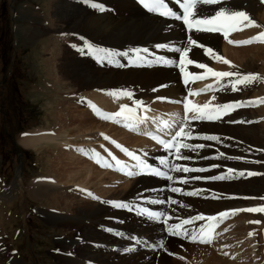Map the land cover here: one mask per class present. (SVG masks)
Here are the masks:
<instances>
[{"label":"bare ground","instance_id":"6f19581e","mask_svg":"<svg viewBox=\"0 0 264 264\" xmlns=\"http://www.w3.org/2000/svg\"><path fill=\"white\" fill-rule=\"evenodd\" d=\"M165 1L175 11H178L180 9L177 0H165ZM260 1L261 0H229L227 2H222L216 5L199 6V8L204 16L212 15L216 10H219L221 7L228 8L230 10L244 11L252 19L253 22H257L258 25H261L262 23H260V21L264 20V14L261 13L263 7L261 6ZM92 3H95L96 5H98V7H93ZM263 3L264 1H262V4ZM52 4L54 8V13H53V18L50 20L49 25L52 27V29H54L55 32L58 31L59 33L63 34V36L58 37L55 35L56 37L54 38V41H52V38H48L46 40V43L43 45V48L44 51H46V53H48L50 56L48 60L45 61L44 64L47 65L48 63L51 62L54 63L52 65V70H51V76H52L51 79L53 80V84L50 85L56 91L60 90L61 92V90H65L64 93L61 94V98L63 97L66 100L62 99L56 102L57 103L56 108L57 109L60 108L59 109L60 111L65 109L68 110L69 112H72L71 109L77 110L75 108H78L79 104L85 103L84 102L85 100H91V102L93 101L99 107L108 110L109 109L112 110L114 109V107H116L117 105L116 100L126 101L129 105H133L134 104L133 102L137 99L138 101L140 100V102L144 104L148 103L149 101L150 102L152 101L151 103L153 102L160 103L163 100L169 102L178 101L183 97L185 91L202 89L203 87L198 83L200 79H197L196 77L201 76L203 74H207V72L205 71V69L198 68L194 64L186 65L185 72L189 73L190 75L185 77L184 80L185 89L182 88L178 78L180 74L184 75V73L180 71V67L177 64V61L179 59V53L173 51V49L186 47L187 38L189 36H192L205 47L214 49L219 56H221L222 54L228 55L227 52H229L230 50L229 48H227V46L221 44L219 36L189 32L188 30L183 29L178 22L169 21L163 18L160 19V18H156L151 14L142 13L130 0H54ZM100 7H102L104 10L100 11L99 10ZM245 31L239 32L238 36L234 35L232 36V38L234 40L238 39L240 41H244L251 39L249 38V36H252V38H254L256 37V35H259L262 32L258 28V29L246 31V34H242V32ZM243 35H245V37H243ZM63 40L66 41L67 44H70L69 47H71V49L80 46L82 47V50L73 53L70 52L69 47H68L69 49L67 50L62 49L61 48L62 45L59 43L62 42ZM86 42L87 44L92 45V49H89L86 46ZM234 42H238V41H234ZM252 44H254V42ZM158 45H166L167 48L161 49L157 47ZM111 47H118V49L113 51L110 49ZM145 48L148 49L149 53L152 54L153 56H163L169 59L171 61V65L170 66L161 65V67H159L158 65L132 66L130 63V59H131L130 56L126 57L120 55L113 56L111 58V62H101L100 58L103 56V53L96 52L93 50V49H104L105 51L123 53V52H129L130 50H142ZM250 48L253 47L242 48L240 49V51L230 50L232 51L231 52L232 55L229 54V56L234 57L235 55L234 57L235 59L236 57H239L241 60H243V58L247 57L246 54L239 56L238 53L245 52ZM62 54H64L63 57ZM189 58L193 59L194 61H198L200 63L205 64L207 67L211 68L212 70L218 68L219 65V64L216 65V63L214 64L215 59L210 58L205 53L204 49L201 47L193 46L189 52ZM255 58L257 59V61L258 60L263 61L259 59V57H255ZM255 58L249 59L245 62L248 65L246 67L250 69V71L238 70L234 68L230 72H239L243 74L257 75V73L251 71L253 66V63L251 61H255ZM121 65H129V66L122 67ZM122 89L131 92L133 94L132 99H129L124 96H118V97H122L118 99L117 97L111 95V93L119 92V90ZM259 93L262 92L260 91ZM256 95L260 96V98L264 97V95H259V94ZM212 97L215 98L213 104L209 103L210 108L218 104L234 103V101L236 100L245 101V98L240 96L238 91H232L230 87H226L223 90H217L216 88V92L212 95ZM257 98L258 97H256V99ZM113 99L115 100L113 101ZM195 100L198 101V99ZM94 103L90 106V108L88 107L86 110L82 109L75 111L78 112L80 115H78L77 118L75 117L76 119L75 120L73 119L74 120L73 122H69V124L66 122L64 123V121L61 119L62 117L61 115V117H58L57 120L59 126L57 125L56 131L46 134V133H42L43 132L42 130V132H39V134L35 136L27 137L19 143L31 149H38V147L41 144L53 143L59 147L58 150L60 153L67 156L65 152L61 149L67 148L69 146L68 138L70 134L77 133L75 135H71L73 136V140H74V137L75 138L78 137L77 135L80 136L82 134V136H84L85 133L91 132L93 129H96L98 133L102 132L103 129L107 130L104 124H103L104 127L103 125L100 124L99 122L100 120L95 116V114L90 112V109H92V107H94L95 105ZM131 107H133L132 109H135V106H131ZM101 108H99L100 110L99 109L97 110L99 116L100 114L103 116V113H106L105 110ZM244 108L245 106L238 107L234 111H230L229 114L225 116L222 115L221 119L213 120L214 124H212L211 126L210 123L212 122V120H210L209 123L205 122V120L207 119L199 120L197 122L193 121L191 123L193 138L188 140L187 142L193 145L202 144L205 145V147L198 148L196 150V153H193L195 155L194 158H196L194 159V161H196L195 163H190L191 159L180 160L182 162H189V164L187 165L182 164L181 162H179V160H176L171 153L159 150L157 147L153 146L151 143H149L144 139L145 134L149 130L160 132L161 134H163L161 131L164 130V127L168 123V120L158 118L161 117V115L154 114L158 112H152L149 110V108L147 109V111L136 110L137 115L147 116L148 118L147 121L143 124L136 126V128H134L133 130H130L129 127H125V126L124 129L129 133L133 132V134H140L139 136L140 138L133 135L136 138H133L134 140L132 142H135V145H137V147L138 145L144 143L147 145V147L152 149V151H149L145 155V157L150 162L167 169L166 167L162 166L159 163L161 159H166L171 161L172 163H176L180 167H188L190 169L203 168L205 169V171L202 172L193 171L187 173L186 175L184 174L182 175L181 172H170L171 176L173 177L172 180L173 182L170 183V185L168 184L169 186L168 189L166 188V186H164V183L162 181L154 180L147 177H138V178L134 177L130 183L129 182L127 183L132 186L129 190L130 194L125 195L126 198H122L120 200H117L116 202H124L129 205L140 206L148 203L151 204V200L153 198L158 199L160 201H165V203H161V205L159 206H154V208L157 209L160 213H165L168 217H171V219H168L166 222L164 221L163 217L161 218L160 221H156L154 219L139 217L135 214L133 215L126 214L124 208L114 207L113 206L114 202L110 201V199H106L104 202H99L98 200L99 203H97L96 205L91 203L88 204L85 201L86 202L85 207H79L75 211V215H77L78 218L82 219L83 221L87 222V224L84 225L85 227L84 235L88 238L94 239L93 242H96V244L94 243L96 246L91 250L90 247L91 245H74L73 247L75 248V250H72L71 247L70 248L67 247L69 245H59L61 246L62 251H60L59 258L57 259H59L63 264H72V263L74 264H87V263L150 264L152 263L153 264V262L156 264H169L166 258V253L169 252V249L165 244H164L165 246L161 247L162 245L161 236L164 233V230H166L165 231L166 233L169 232L168 231L169 225L177 224L180 220L187 219L188 217L191 218L201 214L204 216H210V215L212 216L220 212H224V210H229V211L233 210L236 208V206L239 205V202L241 200L240 195L241 196L246 195L251 200L255 199V202L250 204L251 207H263L264 203L262 204L260 203V198L258 197V195H260V192L264 187V174L261 173V171L264 173V167L260 165L262 159H264V132L259 129L260 126L252 125L255 123V121L252 120L253 118L247 113V111ZM59 114L57 116H59ZM65 118H67V116H65ZM233 121H239V122H233ZM244 121L245 124L241 123ZM112 124H108V125H112ZM70 125H73L72 129H74L73 130L74 133H67L65 131H62V129L68 128V126ZM178 126L179 123L175 125V127ZM103 132L105 133V131ZM205 136H215L217 137V139L203 141V137ZM74 142L71 143L74 144ZM115 142L120 147L121 150L120 149L119 150L122 153L117 156H114L115 158L112 159L108 158L107 160H103L104 154H101V156L99 155L101 157V161H100L101 167L98 166L100 170L103 168L105 161H107L106 162L107 167H110L111 170H113L112 167L117 164L116 161H119L121 165L128 166L126 161L129 159L131 160L129 156L127 159L116 158L120 156L122 157V155L124 154L123 152L125 151L123 150V147H125V144L117 141ZM80 144L82 145L79 146L83 147V145H87L90 143L80 141ZM71 146L73 148L75 145L74 146L71 145ZM92 146L93 145H88L87 147L93 149L91 148ZM101 147L103 146L101 145ZM79 148L80 147H78V151ZM115 148L117 149L116 146ZM141 148L142 147H139V149ZM247 149H249V151L252 152L250 156H248L249 153ZM78 151L77 153L72 151L76 154H72L69 151L67 153L70 155L69 158L71 157L74 158L75 161H79L77 164L79 165L81 164L80 168H82V172H79V174H77L76 172L74 176L69 178L70 180L64 177L65 184L67 181L78 179V177H81L83 175L85 176L82 177V180L87 179L92 174V171L93 173H95L96 176H99L100 178V176L104 172L94 169V167L92 166L93 164L91 165L90 162L86 160V158L83 159L82 157L83 154L79 155L80 152L78 153ZM91 151L95 152L94 150ZM186 152L188 153L195 151L185 150L183 152L184 156H187ZM221 153H223V155H220ZM255 153H258L259 157H254ZM63 160L64 158L62 157L58 162L63 163L64 162ZM92 160L94 161V159ZM243 160H246V162H244ZM237 161H241V163H238ZM251 161L256 163L255 166L256 168L250 165ZM62 168L66 169V164L62 165ZM228 169H233L234 173L229 174L227 172ZM242 169L245 170L249 169L258 173L257 175L252 177L253 180H249V178L248 179L245 178L249 183V186L247 187L243 186V184L245 183L244 181L243 182L239 181L235 183V180H233L239 178L238 177L239 175H237L238 170H242ZM113 174L117 175L116 172H114V170H113ZM225 174L230 175V178L220 181H216L215 179H210V177L222 176ZM260 174H262V177L260 176ZM207 177H209L207 179V182H199L200 180H198L197 183L192 182L197 178L203 179ZM181 179H185L187 182L184 184H180L179 180ZM57 180L60 181L58 178ZM84 181L78 182L77 185L83 184L84 186L85 185ZM174 181H178V182L175 183ZM172 187H177L181 189L182 191L180 194H183L182 192L189 193V192L199 191L201 193L200 195H203L206 198H202V196L199 195L190 196L185 194L182 198H180L179 196H177L179 195L178 194L179 192L171 191ZM52 189H54L52 185L45 184L43 183V181L41 183L34 182L31 185L29 192L30 195L35 198L39 196L46 197V195L48 196L51 193L56 194V192L53 191ZM144 190L147 191L146 196L140 195L139 193ZM87 197L94 200L96 199V197L90 193L88 194ZM212 197H223V198L214 199ZM128 198H130L129 201H127ZM170 200H175L177 201V203L176 204L168 203L167 201ZM51 201L54 204L53 206L56 210L57 208L59 209L58 205H65L67 207L72 206L71 205L72 202L67 201V199L64 196H60V195L59 197L56 196L52 198ZM61 210L63 209L61 208ZM44 216L47 219H49V221H51V218L56 219L53 220L55 223L63 222L66 223V225L67 224L69 225V223H67L66 221L74 225H77L78 223V220L76 221L73 220L74 217H71L70 220H67L65 218L50 217L48 215H44ZM256 218L263 219L262 213L261 212L257 213ZM64 219L65 222L63 221ZM99 220L102 221L103 223L112 222L113 224L116 222L118 223V221H120L121 226L120 225H113V227L111 226L112 229L119 230V231L115 230V234L116 232H119L118 236L120 237L114 235L116 238H118V239L116 238L112 239L114 242H112L108 236H106V238H104L102 242L97 241L100 238L99 237L97 239L98 233L96 231L98 230L94 228L95 230L94 231L92 224H95L97 226L98 223L100 222L97 223L95 222ZM208 223H212V222L207 221L206 224ZM104 224L108 225V223H104ZM196 224H197L196 226L198 227L200 225V222L198 221L196 222ZM107 225H104L106 226V229L108 228V231L113 233L111 231L110 226L107 227ZM194 225H189V229H192L193 227L191 228L190 226H194ZM234 225H235L234 227L235 230L236 227L238 228L239 231H243V228L249 229L247 223L246 224L239 223V225H237L236 223ZM226 226L227 225H222V228L219 229L218 231H225ZM255 227H257V225ZM123 231H128V232H123ZM227 232L228 229H226V233ZM226 233L220 236L219 238L220 241L224 236H226ZM177 236L185 237L183 233ZM214 238L217 237L215 236ZM227 238L229 239V240L227 239L228 243L234 244L232 243L233 239L229 238L228 236ZM167 240H169V238ZM145 241L148 244L158 246L159 247L158 250L155 253H153L152 251L139 252L141 249L144 248ZM189 241L191 243L193 242L191 239ZM244 241L245 242L241 245L243 246L248 245V248H246V250L249 251V253L246 254L250 255V257H252L255 262L251 264H258L259 262L257 259L252 237H248L247 239H244ZM168 243H171V241H168ZM128 244L131 247L128 248ZM107 247L109 249L108 251H107ZM162 248L164 249L163 257L159 256L160 255L159 253L162 252L160 251L162 250ZM111 249L115 251V254L114 252H112ZM129 249H133V250H129ZM73 251H75L74 254H72ZM117 252L118 254H116ZM5 253L6 252L0 255V259L2 257L4 258L1 264H7L6 262L7 260H10V263L8 264H19L17 255L12 254L11 257H7L6 254L5 257ZM174 263L175 262L172 261L170 264H174Z\"/></svg>","mask_w":264,"mask_h":264},{"label":"rangeland","instance_id":"374dc122","mask_svg":"<svg viewBox=\"0 0 264 264\" xmlns=\"http://www.w3.org/2000/svg\"><path fill=\"white\" fill-rule=\"evenodd\" d=\"M52 1L54 2V0H0V255L4 254V252H6L5 257L6 254L7 257H11L12 254H15L18 256L19 264H34V263L63 264L59 259H57L59 258L60 251H62V248L59 245H69L67 247L68 248L71 247L72 250H75V248L73 247L74 245H91L90 247L92 250V248L96 246L95 245L96 242H93L94 239L88 238L84 235L85 234L84 225L87 224V222L78 218V216L75 215V211L79 207H85L86 202L88 204L91 203L95 205L99 202H104L106 199H110V201L116 202L117 200L126 198L125 195L130 194L129 190L132 186L130 184H127L128 182L129 183L131 182L130 180H127L125 178H119V176L117 175L115 176V174H113L110 169L103 170L104 171L103 172L102 170H100V168H98V166L101 167L100 156L101 154H103V147H101L102 145L101 142L104 143L105 146L110 147V145H106L105 141L102 139V136L108 137V139L114 142L117 141L125 144L123 150L126 149V146L130 148L131 146L133 147L136 146L135 149L137 150L149 148L144 143L138 145L137 147V145H135V142H132L134 140L133 138L136 137L129 135L128 134L129 132H127L124 128L121 129L116 124H114L115 125L114 126L112 124V121L106 122L105 119L102 118L100 112L99 114L101 117H98L97 115L95 116L100 120V121L98 120L100 124L101 125L104 124L105 128H107V130L103 129L105 133L103 131L98 133L96 129H93L91 132L85 133L84 136H82V134L80 136L77 135L78 137L76 138L74 137V140H73V136L71 135H75L77 133L70 134L68 138L69 146L67 148L61 149L65 152L67 156L60 153L58 150L59 147L53 143L41 144L38 147V149L27 148L23 146L21 143H19L27 137L35 136L39 134V132H42V130H43L42 133H46V134L56 131L57 125L59 126L57 120L58 117H61V115H62L61 119L64 121V123L66 122L69 124V122H73L77 118V116L80 115L78 112L75 111L82 109L86 110L88 107L90 108V106L94 103L93 101L91 102V100H85L84 101L85 103L79 104L78 108H75L77 110L71 109L72 112H69L66 109L60 111L59 110L60 108L59 109L56 108L57 107L56 102L64 99L63 97L61 98V94L64 93L65 90H61V92L60 90L56 91L50 85L53 84V80L51 79L52 77L51 70H52V65L54 63L51 62L48 63L47 65L44 64L45 61L48 60L50 55L46 53V51H44L43 48V45L46 43V40L48 38H52V41H54V38L56 36L58 37L63 36V34L59 33L58 31L55 32L54 29H52V27L49 25L50 20L53 18V13H54ZM262 1L264 0L260 1L261 6L263 7L261 13L264 14V3L262 5ZM260 23H262L263 25L262 24L258 25L257 22H254L256 26H251L250 29L249 27L243 28V30L250 31L259 28V30L264 32V20L260 21ZM246 31L242 32V34H246ZM236 32L239 31L233 30L232 36L234 35L238 36V33L235 34ZM232 36L229 35L227 38L221 39L220 40L221 44L227 46V48H229L230 50L240 51V49L242 48H247V47L248 48L253 47V48H250L245 52L238 53L239 56L246 54L247 57L243 58V60H241L239 57H236L235 59L234 54H233L234 57L229 56V54L232 55L231 53L232 51L230 50L229 52H227L228 55L222 54L220 56L222 60H227L230 63L225 64L222 62V60L221 61L215 60L214 64L216 63V65L218 64L219 65L218 68H215L213 71H231L234 68L238 70L250 71V69L246 67L248 65L245 62L249 59H254L255 57H259V59L263 61H259V60L257 61L256 58L255 61H251L253 63L251 71L257 73L259 79L255 80V82L238 86L240 88L238 92L240 96L245 98V101H256L258 100V98H260V96L256 94L264 95V53H263L264 43H258L252 45H250L251 43H249L247 44L249 45L247 47L244 46L245 44L233 45V43L230 44L228 42L229 40L235 41L233 38H231ZM257 36L258 35H256V37ZM243 37H245V35H243ZM249 38H252V36H249ZM59 44L62 45L61 47L62 49L67 50L70 48L69 49L70 52L73 53L82 50V47L80 46L71 49V47H69L70 44H67V42L64 40ZM112 48L113 50H117L118 47H112ZM63 55L64 54H62V57ZM214 81L215 79H211V80L205 79L201 81L200 84L205 86L209 83L212 84V82ZM214 89L215 88L209 91H205V94L201 96H197L199 97L198 101L190 100L189 104L190 105L194 104L197 106H202L205 103L213 104L214 99L211 94L214 93ZM260 91L263 94L259 93ZM256 97L258 98L256 99ZM117 98L119 99L122 97H117ZM114 100L115 99H113V101ZM121 101L122 100H116L117 105L123 104V102ZM135 101H138V99ZM149 103H150V105H148L149 109L151 107L152 111L154 110L153 112H158L154 114H160L161 117H167L168 119H171L174 123L177 121L184 120V108H182V106L180 105H177L176 103H172V104L171 103L155 104L151 102ZM94 104L95 105L94 107H92V109L95 112H97L98 108L101 107H99L96 103ZM131 106H135V104L130 105L129 107ZM244 109L253 118L252 120L255 121V123L252 125L260 126L259 129L264 132V104H258L256 106L245 105ZM103 110L112 111L113 109L112 110L103 109ZM94 111L92 112L93 114H95ZM57 113L58 114L60 113L59 116H57L58 115ZM70 113H72L73 115ZM104 114L105 113H103V115ZM191 115L192 113H189V116ZM65 116H67V118H65ZM241 123L245 124V121ZM108 124H112V125H108ZM212 124H214L213 120L210 123V126ZM72 126L73 125H70L68 126V128L62 129V131H65L67 133H74L73 132L74 129H72ZM74 141L77 143H75ZM80 141L90 144L83 145L82 147L79 146L82 145L80 144ZM71 142H74V144H72ZM71 145L73 146L75 145V146L72 148ZM88 145H93L91 147L93 149L87 147ZM78 147H80L79 151H78ZM139 147L142 148L139 149ZM149 149L146 150L152 151V149L150 150ZM91 150H94L95 152ZM68 151L72 154H76L77 151L78 153L80 152L79 155L83 154L82 155L83 159L86 158V160L90 162L91 165L93 164L92 166L94 167V169L103 172V174L99 178V176H96L95 173H93L92 171L93 175L91 174L87 179L83 178L85 181L82 180V177L85 176L83 175L81 177H78V179L67 181L65 184L64 177L69 179L72 176H74L76 172L77 174H79V172H82V168H80L81 164L80 165L77 164L79 161H75L74 158L71 157L69 158L70 155L67 153ZM247 151L249 153L248 156H250L252 152L249 151V149H247ZM138 152L146 153L143 151H138ZM123 153L124 154L122 155V157L120 156L116 158L127 159L128 155H126L125 152ZM193 153H196V151L188 152V153L186 152L187 157H191L190 163L196 162L194 161V159L196 158H194L195 155ZM60 156L64 158L63 160L64 162L62 161L63 163L58 162L62 158ZM114 156L117 155L113 154L111 155L110 158L111 159L115 158ZM254 157H259V154L255 153ZM92 159H94V161ZM243 161L246 162V160ZM18 162H20V166H18ZM179 162L186 165L189 164V162H182L180 160ZM237 162L241 163V161H237ZM65 164H66V169H63L62 165ZM250 165L256 168L255 162L251 161ZM260 165L264 167V159H262ZM239 172L246 173V172H254V171L249 169L247 170L242 169V170H238V173ZM261 173L264 174L262 171ZM183 174L185 175L186 173ZM262 174H260L261 177ZM254 176L255 175L238 176L239 178L233 180H235V183L239 181L241 182L244 181L245 183L243 184V186L247 187L249 186V183L246 179L249 178V180H253L252 177ZM57 178L60 181H58ZM208 178L209 177L203 179L197 178L192 182L197 183L198 180H200L199 182H207ZM41 180L45 184L52 185L54 187V189L52 190L55 191L56 194L51 193L50 194L51 196L46 195V197L45 196L44 197L39 196L37 198L32 197L29 192L31 185L34 182L41 183L42 182ZM79 180L84 181L85 185L84 186L83 184L77 185V183L80 182ZM216 181H220V180H216ZM86 193L88 194L90 193L94 195L96 199L97 198L99 199L97 200L91 199L87 197L88 194L86 195ZM146 193L147 191L144 190L139 194L142 196H146ZM180 193L181 192H179L178 194ZM182 193L184 196V192ZM58 194L60 196H64L67 199V201L72 202L71 203L72 206H69L70 207L69 208L65 205H58L59 209L57 208L56 210L53 206L54 204L52 203L51 199L56 196L59 197ZM190 196H195V195H190ZM199 196H202V198H206L203 195H199ZM262 196L264 197V187L262 188L260 195H258L261 204L264 203V200L261 199ZM240 198L241 200L239 202V205L236 206V208L233 210L251 207L250 204L255 202V199L251 200L246 195L243 196L240 195ZM129 199L130 198H128L127 201H129ZM242 205L245 206L243 207ZM61 208L63 210H61ZM224 211H229V210H224ZM257 213L259 212L249 213V212L239 211L232 217L224 219L226 221L223 223V225H227L226 229H228V232L226 233V229L225 231H218V232L214 230L213 234L217 232L215 235L216 237H218V240L220 236H222L224 233H226V236H224L221 241L212 239L211 243H203V245L185 244L183 242L187 241L188 239H182L176 236L170 237L169 235L164 233V236L166 238L171 239V243H168V241L170 240H167L162 234L161 244L163 246L166 245L167 248L169 249V252L166 253V258L168 260V263L170 264L172 261L175 262L174 264L255 263L253 258L250 257V255L246 254L249 253V251L246 250V248H248V245H244V246L241 245L245 242L244 239H247L248 237H252L257 259L259 262L258 264H264V256L262 254V252L264 251L263 238H262V233L264 231V214L262 213L263 219L261 218L257 219L256 218ZM44 215H48L50 217H56V218H65L67 220H70L71 217H74L73 220L74 221L78 220V223L77 225H74L66 221L67 223H69V225L67 224L68 225L67 226L66 223L63 222L55 223L53 220L56 219L53 218H51V221H49V219H47ZM65 219L63 220L64 222ZM254 220L259 221V223L252 222ZM97 222H100L98 223L97 226L95 224H92L93 230L94 228L98 230L96 231L98 233L97 239L99 237L100 238L97 241L102 242V240H104V238L108 236L111 239V241L114 242L112 240L116 238L114 235L120 237L118 236L117 232L115 234V230L117 229L111 228V226L113 227V225L121 226L120 221L114 224L112 222H104V223H108V225L104 224L100 220L96 221L95 223ZM236 223L237 225H239V223H245V224L247 223L249 229L243 228V231H239L238 228L236 227L235 230L234 224ZM197 224H195L194 226H190L191 228L193 227L192 229H189L188 226V229L194 230L198 228L196 226ZM104 225H107V227L110 226L111 231L114 234L113 233L108 234L107 232H104L106 231L104 230L106 228V226ZM256 225L257 227H255ZM215 228L221 229L222 225H219ZM165 231L166 230H164V232ZM123 232H128V231H123ZM249 233H253V235L249 236ZM227 236L233 239L232 243L234 244L227 242L229 240ZM129 247L131 246H129L128 244V248ZM108 250L109 249L107 247V251ZM111 250L115 254V251L113 249ZM160 251L162 252L159 253L160 254L159 256L163 257L164 249L162 248V250ZM74 252L75 251H73L72 254H74ZM225 253H227V255H225ZM116 254H118V252ZM3 259H4L3 257L0 259V264L3 261ZM6 262L8 264L10 263V260H7ZM153 264L156 263L153 262Z\"/></svg>","mask_w":264,"mask_h":264},{"label":"snow or ice","instance_id":"6c2138e0","mask_svg":"<svg viewBox=\"0 0 264 264\" xmlns=\"http://www.w3.org/2000/svg\"><path fill=\"white\" fill-rule=\"evenodd\" d=\"M140 2L144 5L145 8L148 9L150 12H154L160 16L174 18L177 20H181L183 24L186 26V29L191 31L197 32H206V33H218L222 32L227 38L230 31L236 30L240 31L243 30L245 26H256L252 19L244 12L238 10H230L228 8L221 7L219 10H216L210 16H204L202 11L200 10V5H216L218 3H222L223 0H177L180 8L182 9V14L177 15L168 5L166 4L165 0H140ZM93 7H98L95 3H92ZM100 11L104 9L102 7L99 8ZM230 44L232 43H239V44H247L253 42H261L264 43V32H261L257 37L251 38L247 41L242 42H234L232 40L228 41ZM86 46L89 49H92V45L87 44ZM193 46L201 47L204 49L205 53L212 59L217 61H221L222 58L216 53V51L212 48L205 47L201 43H199L194 37L189 36L187 38V46L182 48H175L173 51L179 53V59L177 61L178 66L180 67V71L184 73L185 77L190 75L189 73L185 72L186 65L194 64L196 67L205 69L207 73H210L212 77L215 78V85H208L205 89L201 91H209L213 87L217 88V90H223L226 87H230L232 91L240 90L238 86L244 85L247 83H252L255 80L259 79V77L255 74H243L239 72H230V71H213L211 68L207 67L205 64L200 63L198 61H194L193 59L189 58V52ZM158 48L166 49V45H158ZM96 52L103 53V56L100 58L101 62H111V58L113 56H130V63L132 66H154V65H164L170 66L171 61L163 56H153L149 53L148 49L142 50H130L129 52L123 53H116L105 51L104 49H93ZM223 63L229 64L230 62L227 60H222ZM129 66V65H121ZM197 79H205L206 77L201 75L197 76ZM230 78V79H228ZM187 83V80H186ZM197 93L190 92V95H198ZM114 97L124 96L129 99H132L133 94L127 90H119V92L111 93ZM215 97H213L214 99ZM183 108H184V120L179 124L178 127H175L172 124H166V129L169 130V139L164 140L160 139L158 136H152L151 133L148 135L152 136L153 139L157 141L167 152L171 153L176 160H185L191 159V157H187L183 155L185 150L196 151L198 148H203L205 145H193L189 144L187 141L193 138V132L191 130V123L193 121L199 120H219L222 118V115H227L230 111H234L238 107H242L245 105H252L256 106L258 104H264V98H259L256 101H238L234 103H226V104H218L214 107L209 106V103H205L202 106L197 105H190L186 101H182ZM135 109L129 108L128 106H121L120 110L113 113L103 115L102 118L106 120H110L112 122H124L125 127H129L130 130L136 128V126L143 124L147 121V116H139L136 114V110L140 111H147L146 106L143 105L140 101H134ZM189 113H192L189 116ZM239 122V121H233ZM175 127L174 131H171ZM107 140L108 137H105ZM205 140H216L217 137L215 136H205L203 137ZM119 147V146H118ZM126 155H128L133 161H135L134 167L138 169V171H128L126 174L129 176L132 175H141V174H149L155 175L158 177H164L168 180H173V177L169 175L170 172H202L205 171L203 168L198 169H190L188 167H180L176 163H172L169 160L161 159L159 163L167 168V171H161L160 169H156L151 167L145 160L141 159L138 155L128 152L124 149ZM220 155H223L221 153ZM117 164H120L119 161H116ZM121 167H126V165H122ZM227 172L229 174L234 173L233 169H228ZM256 172H239L237 175L244 176V175H257ZM230 175L225 174L222 176H214L210 177V179L215 180H224L229 179ZM181 183H186V180H181ZM172 192H181L182 190L177 187L171 188ZM185 195H200L199 191L184 193ZM214 199H222L223 197H212ZM261 199H264L262 197ZM171 204H176L177 201L170 200L167 201ZM154 203H165V201H154ZM113 206L116 208H127L129 211L138 210L141 212L142 215H147L149 218L160 221L163 217L164 221L166 222L171 217H168L165 213H158L152 212L147 209H136L134 205H129L124 202H114ZM183 206V205H181ZM239 211L249 212V213H256L261 212L264 213V207H248L243 209L237 210H230L220 212L215 216H204V215H197L188 219L180 220L177 224L169 225L168 231L170 235H183L187 238H190L193 242L198 243H211L212 240L209 236V233L217 227L220 223L223 222L224 219L230 218V216L235 215ZM198 221H208L212 223H208L202 225L195 230H189L187 226L194 225ZM254 223H259V221H252ZM253 233H249V236H252ZM163 245H161L162 247ZM133 250V249H129ZM227 255V253H225Z\"/></svg>","mask_w":264,"mask_h":264},{"label":"water","instance_id":"95a60500","mask_svg":"<svg viewBox=\"0 0 264 264\" xmlns=\"http://www.w3.org/2000/svg\"><path fill=\"white\" fill-rule=\"evenodd\" d=\"M20 165V162H18V166ZM263 238H264V233H263Z\"/></svg>","mask_w":264,"mask_h":264}]
</instances>
